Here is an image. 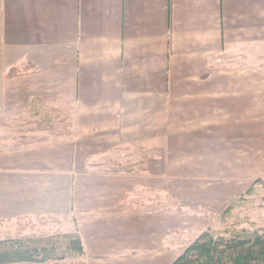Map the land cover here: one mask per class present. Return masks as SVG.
Here are the masks:
<instances>
[{"label": "crops", "instance_id": "1", "mask_svg": "<svg viewBox=\"0 0 264 264\" xmlns=\"http://www.w3.org/2000/svg\"><path fill=\"white\" fill-rule=\"evenodd\" d=\"M263 45L264 0H0V116L73 107L71 136L0 142V230L55 216L85 264H168L189 208L264 177Z\"/></svg>", "mask_w": 264, "mask_h": 264}, {"label": "trees", "instance_id": "2", "mask_svg": "<svg viewBox=\"0 0 264 264\" xmlns=\"http://www.w3.org/2000/svg\"><path fill=\"white\" fill-rule=\"evenodd\" d=\"M213 60L215 62L211 63V66L235 64L233 56L216 55ZM25 67L28 72L30 68L32 72L36 71L29 63H26ZM20 74H25L23 66L18 65L11 69L10 76ZM72 111L73 107L68 102L46 96L33 97L20 115L10 118L1 116L10 121L5 134L1 137L4 138L3 140H10L13 146H19L71 136ZM24 127H27L28 132L23 133L26 130ZM32 132L43 134L28 136ZM18 134L20 136L16 138ZM167 197L176 201L173 197ZM255 199L264 202V177L252 180L244 192L226 206L219 220H225L234 207ZM177 205L170 202L160 207L158 211L184 213ZM173 206L175 209H172ZM115 210L130 211V203L122 200ZM13 223V236L0 235V264L42 262L85 264V251L81 238L76 231L60 232L57 228L60 220L57 217L41 214L26 215L15 218ZM211 223L170 229V237L180 248L169 264H264V225L238 226L236 223H229L214 227Z\"/></svg>", "mask_w": 264, "mask_h": 264}, {"label": "rangeland", "instance_id": "3", "mask_svg": "<svg viewBox=\"0 0 264 264\" xmlns=\"http://www.w3.org/2000/svg\"><path fill=\"white\" fill-rule=\"evenodd\" d=\"M260 50L263 53L264 50L262 49ZM8 122L10 121L3 119L0 116V140L4 139L1 136L5 134L7 130L6 127H7ZM24 128L26 129L27 127H24ZM26 131L28 132V130L26 129L24 130L23 133H25ZM18 136L20 135L18 134L16 138H18ZM4 142L11 143L10 140H4ZM226 206L227 205L225 206H199L197 208L196 207L189 208V210H191V212L193 213H200L201 214L200 216H202V218L206 220V223L208 224L209 222H212L211 224L214 227H221L224 224H229V223H236L238 226H250L251 224H254L255 226L264 225V202H262L261 200L255 199L252 202H247L245 204H242L241 206L234 207V209L230 212V215L226 217L225 220L220 221L221 219L219 220V218L222 212L224 211V209L226 208ZM181 208L182 207H180V209ZM13 234H14L13 225L5 226L4 228H2V230H0V235L3 237H11L13 236ZM178 248H180V246L176 245V249ZM171 261H173V259L170 260V262ZM170 262H168V264ZM59 264H68V262L59 263Z\"/></svg>", "mask_w": 264, "mask_h": 264}]
</instances>
